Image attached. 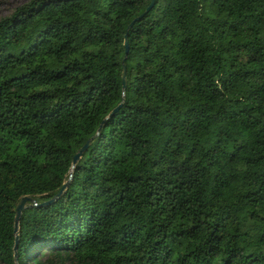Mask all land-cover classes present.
<instances>
[{
  "label": "trees",
  "instance_id": "trees-1",
  "mask_svg": "<svg viewBox=\"0 0 264 264\" xmlns=\"http://www.w3.org/2000/svg\"><path fill=\"white\" fill-rule=\"evenodd\" d=\"M149 1L0 16V264H264V0Z\"/></svg>",
  "mask_w": 264,
  "mask_h": 264
},
{
  "label": "water",
  "instance_id": "water-1",
  "mask_svg": "<svg viewBox=\"0 0 264 264\" xmlns=\"http://www.w3.org/2000/svg\"><path fill=\"white\" fill-rule=\"evenodd\" d=\"M154 3V0H150L148 5L144 8V10L139 13L138 15H136L135 17H133L127 24L126 28H125V32L123 34V49H124V56L122 58V61L124 60V57H125V54L127 52V49H128V44H127V38H126V34H127V30L128 28L137 20H139L142 15L147 12L153 5ZM125 65L122 64V73H121V77H120V80H121V89L123 90L124 87H125ZM121 106V101L116 105L114 106L109 112L108 114L105 116V118L107 117H110L113 113H115L119 107ZM103 118V119H105ZM99 127L97 128V131H98ZM92 138V136L88 139H86L84 141V143L77 149V151L72 155V158H71V164H70V171L73 167V165L76 163V161L79 159L80 155L82 154V152L85 150V148L87 147L90 139ZM70 175V173H69ZM66 187V182L62 183L59 190L52 196L50 197L48 200L44 201V202H41V203H38L37 205L38 206H41V205H47L48 203H51L53 202L55 199H57L61 192L63 191V189ZM30 197L28 195H23L21 196L17 202L15 203V206H14V216H13V233H14V240H13V246H12V251H13V259H14V262L16 261V249H17V239H18V235H17V231H18V220H19V217H20V213L21 211L23 210L24 208V205H25V202L29 199ZM16 264V262L14 263Z\"/></svg>",
  "mask_w": 264,
  "mask_h": 264
},
{
  "label": "rangeland",
  "instance_id": "rangeland-1",
  "mask_svg": "<svg viewBox=\"0 0 264 264\" xmlns=\"http://www.w3.org/2000/svg\"><path fill=\"white\" fill-rule=\"evenodd\" d=\"M24 0H0V16L8 12L17 4L22 3Z\"/></svg>",
  "mask_w": 264,
  "mask_h": 264
}]
</instances>
